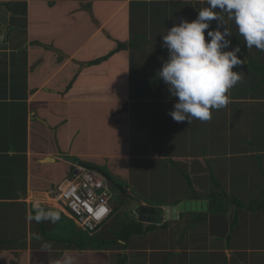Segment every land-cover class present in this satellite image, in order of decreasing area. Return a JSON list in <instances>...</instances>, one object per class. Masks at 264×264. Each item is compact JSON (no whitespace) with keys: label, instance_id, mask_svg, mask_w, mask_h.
I'll use <instances>...</instances> for the list:
<instances>
[{"label":"crops","instance_id":"0c3cea01","mask_svg":"<svg viewBox=\"0 0 264 264\" xmlns=\"http://www.w3.org/2000/svg\"><path fill=\"white\" fill-rule=\"evenodd\" d=\"M207 6L0 0V264H264V210L240 208L232 227L236 208L220 200L209 211L208 200L223 191L245 205L263 199L264 50L247 48L217 9L244 65L233 69L242 78L229 103L206 121H174L176 100L157 76L162 35ZM79 164L106 170L127 206L93 237L50 194ZM187 201L207 211L164 221L127 247L118 239L141 209ZM50 212L58 219H36Z\"/></svg>","mask_w":264,"mask_h":264},{"label":"clouds","instance_id":"9594fccd","mask_svg":"<svg viewBox=\"0 0 264 264\" xmlns=\"http://www.w3.org/2000/svg\"><path fill=\"white\" fill-rule=\"evenodd\" d=\"M207 5L194 20L180 19L162 35L168 55L157 76L176 100L168 113L176 122L211 119V110L229 103L227 93L242 78V70H233L244 65L241 48H232V33L217 9L235 22L247 48L264 50V0H207ZM49 218L58 219V214L36 217Z\"/></svg>","mask_w":264,"mask_h":264},{"label":"built area","instance_id":"2783aa9c","mask_svg":"<svg viewBox=\"0 0 264 264\" xmlns=\"http://www.w3.org/2000/svg\"><path fill=\"white\" fill-rule=\"evenodd\" d=\"M53 200L71 215L79 227L95 236L112 216L114 195L102 173L79 164L71 178L50 192ZM101 209H105L100 213Z\"/></svg>","mask_w":264,"mask_h":264},{"label":"trees","instance_id":"16d2710c","mask_svg":"<svg viewBox=\"0 0 264 264\" xmlns=\"http://www.w3.org/2000/svg\"><path fill=\"white\" fill-rule=\"evenodd\" d=\"M86 166V164H85ZM89 168H92L93 170L99 171L102 173L104 176H106V179L108 181H112L114 185L120 187L121 185L115 184V181L112 179V177L109 175L106 170L102 168H97L93 167L91 165H87ZM122 187V186H121ZM123 191L122 189H120ZM120 191V192H121ZM208 200L210 201L209 203V211H213L214 208L218 207L220 200H224L226 203V206L228 207V210L231 207H235V213H234V219L232 223V227H235L238 222V210L240 208L246 209L251 212H258L261 210H264V192H263V199L261 201H252L249 205L243 204L237 197L229 195L227 192H220V193H212ZM167 223L162 224V227L167 228L166 225ZM156 228V225H151L148 228L144 227V224L139 222V221H131L129 224L124 225L122 229L116 233L118 239L122 240L123 242L126 243V246H128L130 238L133 235H145L146 233L150 232ZM230 239V238H228ZM126 260H121L119 264H125Z\"/></svg>","mask_w":264,"mask_h":264},{"label":"water","instance_id":"95a60500","mask_svg":"<svg viewBox=\"0 0 264 264\" xmlns=\"http://www.w3.org/2000/svg\"><path fill=\"white\" fill-rule=\"evenodd\" d=\"M207 202L204 201H187L178 206H168L164 209H156L146 207L140 210L138 214L139 222L153 225H162L164 221H172L179 219L184 213L206 212Z\"/></svg>","mask_w":264,"mask_h":264},{"label":"rangeland","instance_id":"374dc122","mask_svg":"<svg viewBox=\"0 0 264 264\" xmlns=\"http://www.w3.org/2000/svg\"><path fill=\"white\" fill-rule=\"evenodd\" d=\"M74 174V173H73ZM73 174L69 177V178H71L72 176H73ZM124 187H126V188H130V190L132 191V193H133V198H137V199H139V200H141V201H143V202H145V203H147V199L145 198V197H143V195L142 194H140V193H138L134 188H132V187H129V186H127V185H125L124 184ZM112 190H113V192L115 193V192H117V194L115 195V199H114V201H113V209H114V212H118V210L119 209H123L124 211H126L127 212V206H126V203L124 204L123 203V198L121 197V195H120V191L118 190V188L116 187V186H112ZM129 205V204H128ZM113 212V213H114ZM126 216H128V218L129 219H131V220H133V218L132 217H130V215L129 214H125ZM111 218V217H110ZM109 218V219H110ZM106 224V223H105ZM102 228V227H101ZM100 228V229H101ZM100 229H99V231H100ZM98 231V232H99ZM88 239H89V237H88Z\"/></svg>","mask_w":264,"mask_h":264},{"label":"snow or ice","instance_id":"6c2138e0","mask_svg":"<svg viewBox=\"0 0 264 264\" xmlns=\"http://www.w3.org/2000/svg\"><path fill=\"white\" fill-rule=\"evenodd\" d=\"M104 211H106V210H105V209H101V210H100V213H103Z\"/></svg>","mask_w":264,"mask_h":264}]
</instances>
